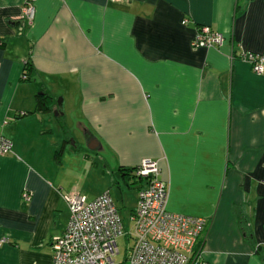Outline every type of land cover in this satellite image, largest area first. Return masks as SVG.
<instances>
[{"label":"crops","instance_id":"obj_1","mask_svg":"<svg viewBox=\"0 0 264 264\" xmlns=\"http://www.w3.org/2000/svg\"><path fill=\"white\" fill-rule=\"evenodd\" d=\"M24 2L0 0V264H52L64 197L93 200L145 159L169 212L210 221L208 264H264V74L241 60L264 53V0H35L30 25ZM205 26L219 48L192 47ZM38 94L51 112H35ZM85 131L100 148L81 163L70 139ZM136 204L127 220L116 206L126 232Z\"/></svg>","mask_w":264,"mask_h":264},{"label":"built area","instance_id":"obj_2","mask_svg":"<svg viewBox=\"0 0 264 264\" xmlns=\"http://www.w3.org/2000/svg\"><path fill=\"white\" fill-rule=\"evenodd\" d=\"M34 2H24L22 19L26 25L34 20ZM223 40V34L205 26L197 30L191 45L219 48ZM241 60L254 73L264 74V53L244 52ZM10 153L11 141L0 135V156ZM132 175L139 189L128 232L110 190L93 200L79 192L64 197L70 220L65 232L51 241L52 264H208L203 256L210 221L167 210L168 184L162 179L157 162L143 160ZM23 197L30 199L27 193ZM125 236L132 243L124 261L118 263V240ZM7 243L5 239L0 240V247Z\"/></svg>","mask_w":264,"mask_h":264},{"label":"rangeland","instance_id":"obj_3","mask_svg":"<svg viewBox=\"0 0 264 264\" xmlns=\"http://www.w3.org/2000/svg\"><path fill=\"white\" fill-rule=\"evenodd\" d=\"M63 98L59 97L56 100L57 105H62V102L59 104V101H62ZM73 139H70V145L72 146L73 150H76L75 154L73 155L76 158H79L81 163L83 162L82 160H84V158L86 157V155L88 154H92L90 152H92L91 150H89L88 146L86 145V143H82V141L80 140V142L78 143V145L74 144L71 142ZM75 148V149H74ZM132 178V176H131ZM90 180V181H89ZM89 181V182H88ZM92 181L96 182L97 181V176L90 174L88 175V177H86V182L88 185L92 184ZM116 181H119V184H115ZM103 182H105L102 177H98V182L97 184L102 185ZM129 183V185L126 184V182H122L119 177H116V180H113L112 184H110V186L107 188L110 190L111 192V196L114 200L115 205L118 207V209L120 210V212L122 213V217L123 214L127 220L128 214L130 213V211H132L135 208V204H136V197H137V193H138V189H137V185L133 182H135V178H132L131 180L127 181ZM93 185V184H92ZM97 188V187H96ZM124 218V217H123ZM130 228V226H129ZM130 230V229H128ZM131 245V239L128 236L125 237H121L118 240V247L120 250V254L117 256L116 261L118 263L123 262L126 256V252H127V248Z\"/></svg>","mask_w":264,"mask_h":264},{"label":"trees","instance_id":"obj_4","mask_svg":"<svg viewBox=\"0 0 264 264\" xmlns=\"http://www.w3.org/2000/svg\"><path fill=\"white\" fill-rule=\"evenodd\" d=\"M23 23L25 24V22L23 21ZM6 47V42L5 41H2L0 40V49H4ZM30 72H31V68L30 66L28 65V63L26 62L25 64V69H24V74L23 76L25 78H22L23 81L27 82V81H30ZM51 100L49 98L48 95L46 94H38L36 96V106H35V112L37 113H49L52 111V108H51ZM62 149L60 150V153H61ZM135 169V168H134ZM134 169L132 170H121V175L122 177L126 180V184L129 185V183L127 181L131 180L133 178V171ZM132 176V178H131ZM136 184V182H133ZM239 218H240V229L242 231L243 234L245 235H249V222H248V219L247 217L245 216L244 213H240L239 214ZM255 252L256 253H260V254H264V247L262 246H256L255 247Z\"/></svg>","mask_w":264,"mask_h":264},{"label":"water","instance_id":"obj_5","mask_svg":"<svg viewBox=\"0 0 264 264\" xmlns=\"http://www.w3.org/2000/svg\"><path fill=\"white\" fill-rule=\"evenodd\" d=\"M59 104L61 103V101L58 102ZM59 113L58 112H54V116H57ZM84 135V138H85V142H86V145L88 146V148L90 150H98V147L100 148V143L91 137V134L88 132V131H85L83 133ZM73 144H74V140L71 141Z\"/></svg>","mask_w":264,"mask_h":264}]
</instances>
